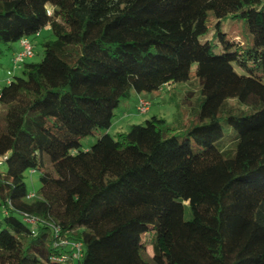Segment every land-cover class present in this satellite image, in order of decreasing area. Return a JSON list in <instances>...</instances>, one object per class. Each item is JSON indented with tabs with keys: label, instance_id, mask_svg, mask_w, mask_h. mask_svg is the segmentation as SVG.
<instances>
[{
	"label": "trees",
	"instance_id": "obj_1",
	"mask_svg": "<svg viewBox=\"0 0 264 264\" xmlns=\"http://www.w3.org/2000/svg\"><path fill=\"white\" fill-rule=\"evenodd\" d=\"M46 27L43 59L0 87V264H264V0H0V59ZM195 64L183 130L153 116L111 135L123 100Z\"/></svg>",
	"mask_w": 264,
	"mask_h": 264
},
{
	"label": "rangeland",
	"instance_id": "obj_2",
	"mask_svg": "<svg viewBox=\"0 0 264 264\" xmlns=\"http://www.w3.org/2000/svg\"><path fill=\"white\" fill-rule=\"evenodd\" d=\"M209 25L211 30L207 35V39H212L215 34L213 25L217 22L212 14L209 16ZM234 22V23H233ZM222 32L225 34V38L229 43L239 42L244 44L246 39L242 33V23L236 18H229L222 22ZM48 27L44 28L38 37L31 38L34 48V55L26 59V62H40L44 57L43 43L46 40L54 39L53 35L50 34ZM4 50L3 56L0 59V87L6 85V80L14 76H22V70L16 67L14 58V50L20 49L19 43L16 42L12 44V48H7L1 45ZM196 64L192 67L190 80L183 83H174L164 86V88L154 91L152 93H132L129 99H125L121 102L120 107L116 110V117L114 119L113 125L110 129L111 135L117 137L120 133H126L129 131L132 125L145 124V122L153 116H158L166 119L167 123L171 128L176 129V132L183 130L184 122L188 121L189 116L183 114L182 108L183 100L186 97L187 92H194L193 98L196 99L200 96V87L198 85L195 76ZM238 73H244L243 70L238 69ZM139 99H146L151 102V108L145 112L140 113L137 109ZM182 114L178 118V110ZM105 132L104 130H96L94 135L88 136L81 141L82 150L88 149L93 146L101 134ZM232 130L225 129L224 139L229 140L231 137ZM7 169L6 164L2 166V170ZM39 172H33L31 170L25 173V182L28 187V191L31 193H36L41 186L39 180ZM3 217V212L0 211V221ZM20 218V217H19ZM192 218V213L189 206H186L185 219L190 220ZM160 233H159V243L161 250L163 252L164 259L168 260V245L170 242V236L168 234L167 218L165 213L160 216ZM151 252V247L148 248Z\"/></svg>",
	"mask_w": 264,
	"mask_h": 264
},
{
	"label": "built area",
	"instance_id": "obj_3",
	"mask_svg": "<svg viewBox=\"0 0 264 264\" xmlns=\"http://www.w3.org/2000/svg\"><path fill=\"white\" fill-rule=\"evenodd\" d=\"M21 45V50L16 52L14 54V62L15 65H19L21 62H23L26 58H30L33 56V47L32 44L27 40L23 39L20 41ZM151 108V102L146 100V99H139L137 109L140 113H145ZM4 158H0V165L3 162ZM35 196L34 193H29L28 198H33ZM27 221V220H26ZM33 223L34 220L28 221ZM57 229H56V234H57ZM60 244H65V245H71L75 251L73 252V257L75 259L79 258L82 254V244L81 243H69V241H62ZM62 261V260H61Z\"/></svg>",
	"mask_w": 264,
	"mask_h": 264
}]
</instances>
